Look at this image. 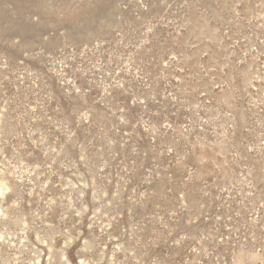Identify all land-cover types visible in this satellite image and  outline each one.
<instances>
[{
  "label": "rangeland",
  "instance_id": "1",
  "mask_svg": "<svg viewBox=\"0 0 264 264\" xmlns=\"http://www.w3.org/2000/svg\"><path fill=\"white\" fill-rule=\"evenodd\" d=\"M0 264H264V0H0Z\"/></svg>",
  "mask_w": 264,
  "mask_h": 264
}]
</instances>
